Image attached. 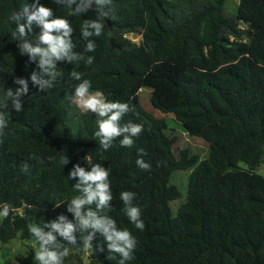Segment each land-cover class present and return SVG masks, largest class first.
<instances>
[{
    "label": "trees",
    "instance_id": "1",
    "mask_svg": "<svg viewBox=\"0 0 264 264\" xmlns=\"http://www.w3.org/2000/svg\"><path fill=\"white\" fill-rule=\"evenodd\" d=\"M226 1L112 0L104 6L112 13L107 19L91 9L69 16L66 6L41 0L69 19L73 52L85 60L92 56L93 63L61 62L63 75L53 87L38 91L29 80L22 110L12 109L10 101L0 109L9 121L0 133V205L11 208L0 224V241L19 235L34 242L28 223L42 226L60 214L72 220L67 204L78 195L73 188L78 177L69 180L68 174L77 164L90 170L98 163L109 171L113 197L99 214L137 240L127 264H264V176L257 172L264 164V0H239L234 16L226 14ZM28 2L0 0V102L7 88L18 87L16 76L28 78L39 70L38 60L27 64L28 57L19 54L11 36L15 26L8 20ZM96 19L104 28L89 38L96 45L90 52L81 25ZM140 26L139 42L126 37ZM72 71L90 80V90L100 91L106 102L128 105L121 126L143 125L131 148L120 146L125 133L101 149L94 136L98 117L90 111L76 132L71 129L68 107L80 82ZM145 87L155 108L173 114L189 135L207 143L203 159L188 147H176L177 136L164 117L141 109L139 92ZM141 149L148 170L136 164ZM178 170L190 174L175 213L171 203L182 193L171 177ZM122 191L136 194L133 204L141 209L143 231L124 214ZM89 207L95 210V204ZM75 235L81 243L80 231ZM92 245L90 250L69 247L87 255L84 264H118V256L108 258L100 232ZM28 246L29 254L17 255L14 264H32L34 247Z\"/></svg>",
    "mask_w": 264,
    "mask_h": 264
},
{
    "label": "clouds",
    "instance_id": "2",
    "mask_svg": "<svg viewBox=\"0 0 264 264\" xmlns=\"http://www.w3.org/2000/svg\"><path fill=\"white\" fill-rule=\"evenodd\" d=\"M55 3L66 6L69 9V16H79L91 9L99 13L102 18L112 17V13L104 10L105 4H111L112 0H55ZM8 20L15 26L11 36L17 42L19 54L28 57L27 64L38 60L39 70L32 71L28 78L16 76L13 83L18 87L14 90L7 88L3 92L0 109H6L10 101L12 109L20 112L21 97L29 93V80L33 87L38 86V91L53 87L58 78L63 75L58 69V64L61 62L71 63L83 60L87 65L93 63L92 56L85 60L80 54L73 52L71 35L74 29L69 19L56 15L53 8L46 6L41 0L24 3L18 10L11 12ZM36 27L39 28L38 33H34ZM103 28L104 25L99 19L87 20L81 25L82 37L87 40L86 51L95 50V42L89 38L99 37ZM70 76L80 81L70 101L77 108L90 111L98 117L94 136L99 140L101 149H109L114 139L125 133L127 135H123V139L119 140L120 146L131 148L134 143L133 138L139 136L143 125L135 123L121 126V118L129 111L128 105L121 102H106L98 91L91 93L89 91L92 86L91 81L82 79V73L72 71ZM8 127L9 121L0 111V133ZM139 153L141 158L136 160L137 166L148 170L151 165L142 158L143 150H139ZM85 159L88 161L87 157ZM67 163L68 159H65L64 164ZM91 165V169L86 170L77 164L68 174L69 180L78 177V181L73 186L78 195L68 199L67 204V211L73 214L72 220L60 214L52 221L46 220L42 226L34 223L27 224L28 232L34 241L32 264H65V259L70 255L69 246L79 245L90 250L97 231L108 242L109 259L116 260L118 256V264H127L133 259L137 244L135 236L128 229L118 228L116 221L110 216L99 214L101 210L108 209L109 201L113 198L108 179L109 171L98 163ZM23 171H27V166ZM135 195L132 191H122L119 198L124 203V214L128 221L135 229L143 231L145 224L141 219V209L133 204ZM93 204H95V210L89 207ZM10 211L8 204L0 205V218H8ZM77 230L81 233L79 244L75 235Z\"/></svg>",
    "mask_w": 264,
    "mask_h": 264
},
{
    "label": "rangeland",
    "instance_id": "3",
    "mask_svg": "<svg viewBox=\"0 0 264 264\" xmlns=\"http://www.w3.org/2000/svg\"><path fill=\"white\" fill-rule=\"evenodd\" d=\"M238 5L239 0H227L225 4L226 14H228L229 16H234L236 14ZM142 30L143 27L140 26L135 32L126 34V37L133 41L139 42L142 37ZM89 91L93 94L97 92L95 90ZM139 104L141 109L146 113H149L156 117H164L166 119L169 130L173 131V133L177 136V148L180 149L188 147L192 152L198 154L201 159H203L208 154V145L202 138L189 135L184 130L182 125L175 120L173 114H164L152 105L150 88L145 87L141 89V91L139 92ZM68 108V124L71 129L76 132L82 123V115L86 110L77 108L73 103H70ZM239 165L242 167H246L243 162H241ZM257 172L264 176V164H262L258 168ZM189 174V170H178L175 171L171 177L172 183L177 185L182 193L181 198L171 203L175 213L186 197ZM2 219L3 218H0V224L2 222ZM28 245H32L34 247V242L22 240L20 239L19 235L12 238L6 243L0 241V264H14L16 262L15 258L17 255L29 254L30 247ZM86 256V254L79 255L75 251L70 250V255L65 259V264H84Z\"/></svg>",
    "mask_w": 264,
    "mask_h": 264
},
{
    "label": "water",
    "instance_id": "4",
    "mask_svg": "<svg viewBox=\"0 0 264 264\" xmlns=\"http://www.w3.org/2000/svg\"><path fill=\"white\" fill-rule=\"evenodd\" d=\"M109 27H111V24L109 23Z\"/></svg>",
    "mask_w": 264,
    "mask_h": 264
}]
</instances>
